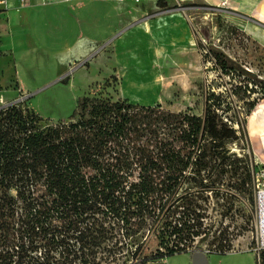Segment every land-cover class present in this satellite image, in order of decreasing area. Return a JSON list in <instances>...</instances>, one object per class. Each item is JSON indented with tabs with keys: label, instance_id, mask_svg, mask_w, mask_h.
I'll return each instance as SVG.
<instances>
[{
	"label": "trees",
	"instance_id": "trees-1",
	"mask_svg": "<svg viewBox=\"0 0 264 264\" xmlns=\"http://www.w3.org/2000/svg\"><path fill=\"white\" fill-rule=\"evenodd\" d=\"M212 58L227 76L256 78L221 52ZM252 92L241 81L231 85L232 96ZM228 98L207 93L202 115L126 98H79L70 119L58 123H42L21 102L1 106L0 242H18L21 252L43 245L44 264L55 249L69 264L79 251L87 253L82 264H96L103 243L112 242V255L129 237L136 243L151 232L166 246L156 258L185 251L201 232L196 212L206 190L193 173L230 159L228 145L240 133L249 146L246 118L264 92L248 102L242 121ZM197 180L199 188H184Z\"/></svg>",
	"mask_w": 264,
	"mask_h": 264
},
{
	"label": "rangeland",
	"instance_id": "rangeland-1",
	"mask_svg": "<svg viewBox=\"0 0 264 264\" xmlns=\"http://www.w3.org/2000/svg\"><path fill=\"white\" fill-rule=\"evenodd\" d=\"M166 1H169L164 4V7H168L166 10H180L188 15L191 34L195 40V50L186 52L178 64L161 68L159 72L152 71V74L126 76L121 90L119 77L108 76L113 62L105 45L103 47L106 48L102 47V50L94 52L82 68L73 65L68 70L66 81H60L55 76L52 66L43 69L42 65H38L35 74L27 73V77L33 81L26 90L23 91L16 83L11 85L16 97L13 103L27 104L38 114L42 123H58L70 119L79 98L92 99L102 95L114 99L122 97L139 105L161 104L173 111L190 110L202 115L207 93L214 92L215 95H229L226 101L231 103L235 111L242 113L239 116L242 121L248 102L260 99L264 92V46L247 34L238 20L223 8L210 6L202 0L180 3L176 0ZM126 3L131 7L135 6L129 0ZM95 5L100 12L99 32H108L112 27L111 18H107L105 13L108 9L101 2H96ZM224 5L225 2L222 7ZM89 30L91 29L85 22L83 31L91 32ZM198 42L203 50L197 46ZM214 52H221L234 59L244 69L254 73L256 78L238 79L223 74L214 65ZM98 72L103 79L97 77ZM238 81L242 85L248 84L254 92L246 93L241 98L232 96L231 85H236ZM240 134L236 142L228 145L230 153L234 154L230 155V159L200 173H193L195 178L203 180L202 186L206 190L198 200L196 212L201 232L186 242L185 246L193 250L241 249L253 253L256 258L259 255L260 263L264 264V250L257 249L256 241L259 216L264 210V202L261 201V194L264 192V163L255 158L243 133ZM136 175L137 173L134 178ZM198 183V180L191 181L184 188H199ZM111 237L114 242L119 236ZM130 240L131 237L126 240L128 245L122 247L120 253L116 251L112 255L108 251L112 242L103 243L96 249V264H148L157 259L160 253H165L166 246L157 232L141 235L136 243ZM141 241L144 242L142 245ZM20 247L18 242H0V264H18L19 261L22 264H44L41 257L47 252L44 253L43 245H37L26 252H21L18 249ZM73 254L70 253L69 257ZM86 254V251L77 252L78 258L73 264H82L80 259L82 256L87 257ZM66 255L60 249H55L49 253L50 261L47 264H69L65 260ZM19 256L23 258L18 261ZM90 258L91 256L88 259Z\"/></svg>",
	"mask_w": 264,
	"mask_h": 264
},
{
	"label": "crops",
	"instance_id": "crops-1",
	"mask_svg": "<svg viewBox=\"0 0 264 264\" xmlns=\"http://www.w3.org/2000/svg\"><path fill=\"white\" fill-rule=\"evenodd\" d=\"M129 1L135 3L133 8L127 0H55L46 5L29 0L28 6H21L20 0H7L6 8L0 11V107L15 102L11 85L16 83L23 91L30 86L33 80L27 73L35 74L38 65L43 69L52 66L55 76L66 81L73 65L82 68L94 52L107 47L113 62L108 76H118L119 89L123 90L126 76L139 77L173 67L186 52L195 50L186 13L166 10L164 4L169 2L166 0ZM183 1L187 0H176ZM202 1L225 9L247 34L264 46V0ZM96 2L107 7L106 16L111 18L112 27L102 34ZM85 22L91 32L83 31ZM96 75L100 77V72ZM245 130L250 150L264 163V99L247 115ZM195 251L202 255L194 262ZM148 264L258 263L253 253L241 249L220 253L188 249Z\"/></svg>",
	"mask_w": 264,
	"mask_h": 264
},
{
	"label": "built area",
	"instance_id": "built-area-1",
	"mask_svg": "<svg viewBox=\"0 0 264 264\" xmlns=\"http://www.w3.org/2000/svg\"><path fill=\"white\" fill-rule=\"evenodd\" d=\"M55 0H37V3L38 5H46V4H50L52 2H54ZM63 1H68V0H63ZM134 2L138 3L140 0H133ZM20 4L21 6H28L30 5V2L29 0H20ZM224 4V3H223ZM7 6V0H0V11L4 8H6ZM150 15H147L146 17H150ZM145 23V22H144ZM264 175V173H263ZM258 228H257V234H256V241H257V245H258V250H264V214H261L259 216V220H258V224H257ZM188 250V248L186 249ZM202 250H205L207 252L209 251H214V252H217V253H220V252H232V251H235L234 249L233 250H225V251H221V250H218V249H202ZM239 250V249H237ZM257 263L258 264H261L260 263V257L259 255L257 256Z\"/></svg>",
	"mask_w": 264,
	"mask_h": 264
},
{
	"label": "water",
	"instance_id": "water-1",
	"mask_svg": "<svg viewBox=\"0 0 264 264\" xmlns=\"http://www.w3.org/2000/svg\"><path fill=\"white\" fill-rule=\"evenodd\" d=\"M202 255V253L200 251H195L193 253V260L194 262Z\"/></svg>",
	"mask_w": 264,
	"mask_h": 264
},
{
	"label": "bare ground",
	"instance_id": "bare-ground-1",
	"mask_svg": "<svg viewBox=\"0 0 264 264\" xmlns=\"http://www.w3.org/2000/svg\"><path fill=\"white\" fill-rule=\"evenodd\" d=\"M261 201L264 202V192L261 194ZM263 205H264V204H263ZM263 212H264V210H263ZM263 212H262V214H263Z\"/></svg>",
	"mask_w": 264,
	"mask_h": 264
}]
</instances>
